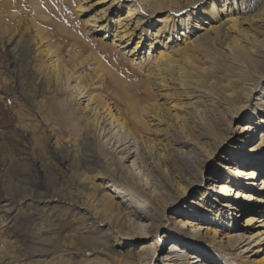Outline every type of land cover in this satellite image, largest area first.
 <instances>
[{"label": "rangeland", "instance_id": "1", "mask_svg": "<svg viewBox=\"0 0 264 264\" xmlns=\"http://www.w3.org/2000/svg\"><path fill=\"white\" fill-rule=\"evenodd\" d=\"M118 1L102 20H110L111 26L97 33L92 32L86 18L97 12L102 3L92 6L84 16L77 12L78 0H10L7 8L0 4V264H137L147 261L152 248L157 245L150 263L155 264L161 255L167 253V246L172 242L163 240L167 229L173 227L172 210L188 214L184 219L190 225H205L201 224V218H205L206 222L211 218V212L196 204L201 202L208 182L203 183L199 190H196L195 184L190 187L188 184L195 182L200 175L211 177L216 172L214 170L219 173L215 177L224 175L222 165H232L231 160L235 161V153L241 149L264 154L261 147L263 140L259 137L260 133L264 137L262 122L257 121L258 134L243 143L245 131L242 128L247 121L232 120L233 133L223 138L222 147L209 158V148L198 144L194 129L183 124L180 118L169 120L163 118L160 112L154 114L155 110L149 107L153 104L149 92L155 94L157 89L147 91L145 86L150 85L152 80L151 62L164 45L169 46L166 50L174 52L187 49L189 58L186 65H182V70H191L192 66L198 68L200 73L197 69V73L193 74L198 77V84L203 85V81L209 78L203 70L207 67H211L210 71L215 69L211 73V85L225 83L229 72L220 69L222 73L218 74L215 66L217 59L224 58V42L218 38L223 33L217 35L216 29H210L208 25L210 19L195 10L196 7L208 8L209 0H196L195 3L193 0H136L147 19L142 24L144 32L140 36L141 33L136 30L137 35H132L130 43L122 49L116 41H112L115 38L112 20L117 15H125L132 0ZM185 1L192 4L181 7ZM214 1L219 8L228 10V16L236 23L246 26L251 12H237L243 6L240 0H227L225 6L224 0ZM190 12H193L191 19H187ZM133 16H130L132 21L135 20ZM175 19H181L182 23L188 21L190 31L179 34L181 29L184 31L185 25L177 23L173 31L176 36L173 41H167L168 27ZM215 24L214 21L210 23ZM138 35L141 51L133 59L127 51ZM55 62H61L65 68L78 74L87 93L103 95L114 113L117 110L130 121V134L138 141L135 146L140 160V176L164 201L171 203L166 208L163 204L156 212L154 221L157 224L164 222L156 235L153 236V228L147 233L144 228L129 224L99 196L104 190L99 176L107 171L102 167L87 166L92 159L106 157L101 154V146L96 148L97 142L87 140L88 135L94 134V126L88 122L86 113L81 112L82 99H76L73 93H64L56 86L52 71ZM257 91L263 92L260 86ZM258 94L253 95L252 103L260 102ZM156 100L157 104L163 102L161 97ZM261 104L264 105V98ZM263 107L256 110L263 112ZM203 114L198 116L199 125L213 132L215 127H212L209 113ZM132 116L142 124L132 123L136 120ZM170 136L171 141L167 140ZM123 137L121 132L112 136V144H119ZM174 137L186 139L188 145L196 147L195 151L184 147L182 154H176L171 148ZM141 140L145 147L149 148L150 144L155 150L154 170H149L146 165L147 154L139 142ZM263 158L264 155H259L254 159V165L244 167L242 163L241 168L246 171L256 169ZM245 176L241 179L243 185L249 180L244 179ZM169 184L184 190L189 187L186 195L175 205V192L167 189ZM78 202L84 206L79 207ZM5 204L10 211H3ZM262 208L264 204H246L241 210H232L234 214H240V211L241 216L227 214L228 210H225L222 214L226 213L227 217L222 218V223L225 221L223 224L229 229L216 231L213 238L210 236L212 233L206 234L201 230L194 239L184 238L200 250L198 253L202 251L206 254L203 255L205 264H264V249L246 259L235 257L234 250H226V256H220L218 247L211 242L212 239L225 242L230 238L228 236L237 233L248 235L249 232L241 230L240 226L249 218L253 219L249 225L251 230L260 229L261 226L257 225L264 222V213L258 210ZM95 210L120 234L115 241L107 238L106 225L97 228L87 218L86 212ZM143 232L151 237L144 236ZM89 234L99 236L104 243L84 245L81 238ZM177 236L184 239L180 235H175V239Z\"/></svg>", "mask_w": 264, "mask_h": 264}, {"label": "bare ground", "instance_id": "2", "mask_svg": "<svg viewBox=\"0 0 264 264\" xmlns=\"http://www.w3.org/2000/svg\"><path fill=\"white\" fill-rule=\"evenodd\" d=\"M9 1L10 0H0V4H2V6L6 5L5 8H7ZM78 1L77 12L82 16H84L85 12L92 6L102 3L103 5L97 12L86 18V22L88 23L87 25L91 26L93 33H97V31L99 32L101 30H108L111 26V21L105 19L106 22H104L102 20L107 16V13L113 10L115 4L119 2L118 0H93L88 4L87 2L89 0ZM195 1L196 0H193L192 2L195 3ZM245 1L246 0H240V5L243 6L237 9L238 13L244 11L251 12L247 17L248 21L245 27H242L240 24L236 23L234 19L229 17L228 10L219 8L214 0L208 1V8L200 9L196 7L195 9L205 14L208 19H210V22H208L210 29H216L215 33L217 35H220L221 32L223 33V36H219L218 38H222L221 40L224 42V58L220 61L215 59V66L218 68V74L222 71L220 69L229 72L227 75L228 77L226 76L225 78L224 76V84L211 85L210 78L213 76L211 73H213L215 69L210 71L209 69L211 67L203 68V65L201 67L205 75L209 76V78L206 81L202 79L204 82L203 85L198 84V79H196L198 77L193 75L197 73L195 70L197 71L198 68L196 69L194 68L195 66H192L190 68L191 70H187V68L186 71L182 70V67H184L182 65H186L185 63L188 62L187 59L189 58L186 53L187 49L176 50L174 52L166 50V47L169 46L164 45L162 46L163 48L158 50L155 58L151 62L152 80L150 85L145 86L147 91H149L150 88L152 90L157 89V93L155 92V94H150L149 92V99L153 101L152 106L149 107L155 110H152L153 113L155 112L154 114H156V112H160L163 118L165 117V119L169 120L172 119V117L173 119L180 118L183 124L191 128V130L194 129L198 137V144L205 145L209 148V158L218 148L222 147L224 144L223 138L233 133L230 124L232 120L243 119L247 121L242 128V131H245V140H243V143H247L246 140H252V138L258 134L257 121L264 123V107L262 108L263 112L257 111V108L264 106L261 104V100L264 98V0ZM226 3L227 0H224V6ZM191 4L190 1H185L182 3L181 7H188ZM191 13L193 12L187 14V19H191ZM133 14V18H135L134 21L130 18ZM143 15L144 13H141L136 0H132L127 6L126 14L123 16L117 15V18L112 20V23L115 24L113 34L115 38L112 41H116L121 49L130 43L132 35L134 36L136 34V30H139V33H141L140 36L142 35V24L147 21ZM180 21L181 19H175L170 24V27H168L169 34L166 37L167 41H173V37L176 36L173 31L177 23H180L181 26L185 25L183 27L184 31L181 29L179 34L184 35V33L186 34L190 31L188 28V21L184 23ZM211 21H214L216 24L210 25ZM157 31H159V29H157ZM153 35L157 34L154 33ZM105 36L106 33H104L103 37ZM137 38L133 46L127 51L128 55H132L133 59L136 58L138 52L141 51L139 35ZM193 42L191 43L192 45L194 44ZM215 66L212 64L213 68H215ZM52 67L56 86L64 93H73L76 99H82L81 102L84 104L81 112L86 113L88 122L94 126V134L92 135L91 133V135H88L89 138L87 140L91 143L97 142L96 148L101 146V154L106 157L102 159L100 157L92 159L87 166L102 167L107 171L106 174L102 173L99 176L103 184L102 188H104L99 196L111 207L115 208L117 213L121 214L129 224H136L140 229L144 228L147 233L149 229L153 228L155 232L153 236L156 235L158 229L164 225L163 221L159 224L154 221L156 219V212L158 213L163 206L166 208L171 203L164 201L161 196H159L158 192L141 178L140 160H138L139 156L135 146L138 141L134 135L131 136L130 134L132 131L131 126H129L130 121L117 110H115L114 113V110L110 107V103L103 95L87 93L86 86L83 84L78 74L76 75L74 72L65 68L61 62H55ZM258 86L263 90L262 93L260 91L256 92ZM256 93H259L258 101L260 102L257 103H260V106L257 103H252V97ZM158 97L163 98V102H160V104L156 102ZM203 112L209 113L212 127H215L218 133H216L215 129L212 132V130L206 131V129L201 128L198 121L200 117L198 118V116L202 117L204 115ZM131 122L138 123L139 125L142 124V122L138 121V118H136L134 122ZM209 124H211V122ZM171 130L173 131L174 128ZM119 132L124 134L123 139L121 140L120 138L119 144L116 142L112 144V136ZM93 136H96L97 139L94 140ZM259 137L263 140V146L261 147L264 153L263 134L260 133ZM168 139L171 141V136L170 138L167 137V140ZM139 142L143 145L145 153L147 154L145 161L148 169L154 170L156 167V160L154 159L155 150H152V145L150 144H148L149 148L145 147L143 140ZM184 147H187L189 151L191 150L193 152L196 149V147L188 145L186 139L182 137H176L175 140L171 142V148L176 154H182V152H184ZM261 153L254 152L253 150L241 149L238 153H235V155H237L235 161L231 160L232 165H222L225 171L224 175L215 177L219 173L217 170H214V172H216L214 175L212 174L211 177L200 175L195 179V182L188 184V186L195 184L196 190H199L203 183L208 182L205 191L202 192L201 202L199 203L198 201L196 204L211 212V218L209 222H206L205 218H201V224L205 225H190L189 222L184 219L188 217V214L180 210H172L173 215L171 216V223L173 227L167 229V233H165L163 237V240L165 239L164 241L172 242L167 246V253L161 255L155 264H205V258H203L205 253L202 251L198 253L200 250H196L193 243L187 240L198 237L199 230L206 234H208V232L212 233L210 236L213 238L214 234L217 233L216 231L220 232L222 229H229L227 226H224L223 223H225V221L222 223L223 217H227V214L233 216L242 215L240 211V214H234L232 210H241L246 204L249 206L264 204V158L259 162L260 166H255L256 169L251 168L246 171L244 168H241L242 163L244 167L254 165V159H257L259 155H264ZM198 160L203 162L201 158H198ZM201 164L203 165V163ZM243 175H246L244 179H249L245 181V185L241 182ZM259 175L262 176L259 177ZM120 182L121 184H119ZM189 187H187V190ZM167 189L175 192L173 193L175 194L173 205L177 204L179 200L186 195L187 191L172 184H169ZM254 192H258L259 195H254ZM7 205L8 204L3 205V211H10V207H6ZM77 205L79 207L84 206L79 202ZM187 209L189 211V208ZM225 210H228L227 214L225 213L226 215L222 214ZM258 211L264 213V208ZM86 214L87 218L92 220V224L97 226V228L100 225L107 226V238H111L115 241L116 238L120 236L116 229L111 228L109 223L104 220V217L97 215L98 211H88ZM252 220L253 219L249 218L240 226L241 230L249 232L248 235L237 233V235L228 236L230 238L225 242L221 239L217 241L215 239L211 240V242L218 247V255L226 256V250H234L235 257L239 256L240 258L246 259L264 249V222L261 220L262 222L257 225L261 226V228L252 231V227L249 226ZM170 230L172 231L170 232ZM147 233L143 235L151 237V235ZM103 234H105V232ZM175 235H180V238L183 236V238L186 237L188 239H179L177 236L176 240ZM104 236H106V234ZM81 241L87 246H96L104 243L99 236H90V234L82 237ZM233 243H235V245L232 247ZM156 249L157 245L152 248L151 256L147 261H141L137 264H150Z\"/></svg>", "mask_w": 264, "mask_h": 264}]
</instances>
